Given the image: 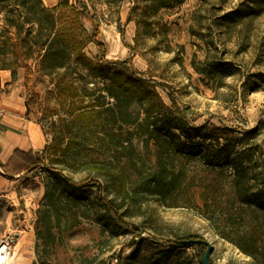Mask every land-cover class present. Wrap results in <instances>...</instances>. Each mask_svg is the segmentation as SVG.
Masks as SVG:
<instances>
[{"label": "rangeland", "instance_id": "rangeland-1", "mask_svg": "<svg viewBox=\"0 0 264 264\" xmlns=\"http://www.w3.org/2000/svg\"><path fill=\"white\" fill-rule=\"evenodd\" d=\"M42 1L49 8L60 2ZM80 2L101 20L105 58L129 60L157 86L133 104V123L113 124L97 112L112 98L95 107L103 79L88 91L75 82L79 96L71 104L50 76L38 75L33 58L16 79L10 70L0 93L22 95L48 144L17 197L0 199V239L15 229L34 248L14 249L13 242L6 264H203L206 246H181L189 236L211 242L212 264H264V208L252 201L264 192V2L185 0L147 18L143 7L132 11L134 0ZM85 26L93 31L91 22ZM4 27L0 14V41ZM85 53L94 64L102 54L94 42ZM93 89L96 95L84 96ZM146 104L153 107L150 128L142 125ZM69 107L87 114L69 115ZM56 138L64 142L58 152L50 148ZM206 153L227 158L210 164ZM53 171L84 186L56 185ZM48 184L55 193L49 200ZM104 198L113 200L118 223ZM19 219L26 221L18 228Z\"/></svg>", "mask_w": 264, "mask_h": 264}, {"label": "trees", "instance_id": "trees-1", "mask_svg": "<svg viewBox=\"0 0 264 264\" xmlns=\"http://www.w3.org/2000/svg\"><path fill=\"white\" fill-rule=\"evenodd\" d=\"M134 1L135 5L132 11H135L138 7L145 8V18L149 16L156 17L162 9L175 8L184 2V0ZM252 1L256 4L264 2V0ZM0 14L4 15L5 20V38L0 41V69L12 70L13 79L17 78L18 68L28 67V61L33 58L38 75L50 76L56 89L67 91L64 97L71 104H74L75 98L79 96L75 91L77 88L74 86L75 82H82L83 89L88 91L91 83L98 84L99 81L96 80L103 79L104 86L100 89L101 93L96 96V101L100 104H96L95 107L105 105L104 101L101 102L102 99L112 98L114 100L112 105L107 106L104 111H102V108L98 109L97 112L99 114L106 112L108 121L113 124L133 123V104L142 101V99L147 100L154 87L157 86L153 78L147 79L140 76V73L131 66L129 60L108 61L105 58L106 46L100 40L101 20L97 14L90 12L83 6L80 0H76L75 4H70V0H60L52 8L45 6L42 0H0ZM133 18L136 19L131 15V19ZM85 21L93 24L92 32H89L85 26ZM141 22V20H138L139 24ZM91 42L96 43L102 53L96 64L85 53L86 45ZM36 54L37 56H35ZM84 69L88 71L87 74ZM71 89L74 90L71 91ZM142 89H145V91L142 92ZM91 91L84 94V96L96 95L94 89ZM71 109L68 108L69 115L76 112L82 116L87 114L85 111L83 114L82 108ZM144 111L145 116L142 125L150 128V125H154V122L151 124L149 120L152 116L153 107L146 104ZM72 119L75 120L76 118ZM63 143V141H57L56 138L50 148L58 152ZM182 147L184 152L187 153L191 149L188 144ZM220 156L215 157L214 154H204L210 164H217L227 158V156ZM42 161L43 157L39 152L16 150L8 161V167L12 172L30 174L42 164ZM233 166L238 170L241 168H238L237 164H233ZM107 167L106 163H99L101 170L107 171ZM244 175L242 171V177ZM52 177L55 179L54 184L60 185L61 183L62 185L64 183L74 191H79L84 186L66 178L61 171H53ZM94 181L90 179L88 185H96L98 191L103 192L105 187L101 182L98 179ZM159 183H161V180ZM50 187V184H48L46 192L48 200L55 194ZM252 199L257 206L264 208V192L255 193ZM104 201L111 219L118 223L117 209L113 200L108 201L104 198ZM49 205L54 207L55 203L50 202ZM45 223L47 234L54 238L51 216L46 217ZM38 235L41 238L45 237L44 231L40 227L38 228ZM197 245L199 248H205L204 245ZM181 246L187 245L181 244ZM201 261L203 263V260Z\"/></svg>", "mask_w": 264, "mask_h": 264}, {"label": "crops", "instance_id": "crops-1", "mask_svg": "<svg viewBox=\"0 0 264 264\" xmlns=\"http://www.w3.org/2000/svg\"><path fill=\"white\" fill-rule=\"evenodd\" d=\"M160 12L157 14V17H159ZM0 76L1 87L4 86L5 82L11 81L10 70H0ZM11 87L12 85L10 86V89ZM27 111L28 109L25 103V99L20 93H0V199L8 197L9 199L14 200L15 197H17L18 195V183L22 179H25V174L27 175V173L25 172L18 173L10 171L8 167V161L10 160L13 153L16 150L33 151L41 153L40 151L43 146L48 144V140L44 136V132L41 125L37 123L34 119L29 118L27 116ZM17 211L19 213L21 212V210ZM10 219L12 221L11 215ZM25 221L26 220L24 219L21 223V219H19L18 228L23 223H25ZM12 231L15 237L14 249L16 247H24L26 248L25 251H28L30 248V250H32L33 252L34 248L33 246H31L33 245V242H31V240L27 241L26 234H19L18 231L15 229H13ZM7 232L8 231H6V233ZM8 233L11 234L10 232ZM11 255L12 249L10 256ZM24 255L25 254L20 255V259ZM15 263L16 262H14V264Z\"/></svg>", "mask_w": 264, "mask_h": 264}, {"label": "water", "instance_id": "water-1", "mask_svg": "<svg viewBox=\"0 0 264 264\" xmlns=\"http://www.w3.org/2000/svg\"><path fill=\"white\" fill-rule=\"evenodd\" d=\"M179 242L183 245L200 244V245L206 246L207 251L203 257V264H212L210 261V256L212 253L211 242H209L208 240L203 239V238H197V239L189 238V239L180 240Z\"/></svg>", "mask_w": 264, "mask_h": 264}, {"label": "built area", "instance_id": "built-area-1", "mask_svg": "<svg viewBox=\"0 0 264 264\" xmlns=\"http://www.w3.org/2000/svg\"><path fill=\"white\" fill-rule=\"evenodd\" d=\"M14 236L13 234H6L3 238L0 239V245L1 244H6L9 252L6 256H4L3 258V264H6V262L8 261L10 254H11V249H12V243L14 242Z\"/></svg>", "mask_w": 264, "mask_h": 264}, {"label": "bare ground", "instance_id": "bare-ground-1", "mask_svg": "<svg viewBox=\"0 0 264 264\" xmlns=\"http://www.w3.org/2000/svg\"><path fill=\"white\" fill-rule=\"evenodd\" d=\"M9 250L6 246V244H1L0 245V264H3V258L8 254Z\"/></svg>", "mask_w": 264, "mask_h": 264}]
</instances>
